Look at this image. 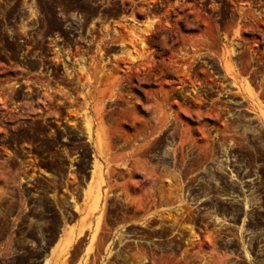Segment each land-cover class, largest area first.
I'll return each mask as SVG.
<instances>
[{"label": "rangeland", "instance_id": "1", "mask_svg": "<svg viewBox=\"0 0 264 264\" xmlns=\"http://www.w3.org/2000/svg\"><path fill=\"white\" fill-rule=\"evenodd\" d=\"M56 240L264 264V0H0V264Z\"/></svg>", "mask_w": 264, "mask_h": 264}, {"label": "crops", "instance_id": "2", "mask_svg": "<svg viewBox=\"0 0 264 264\" xmlns=\"http://www.w3.org/2000/svg\"><path fill=\"white\" fill-rule=\"evenodd\" d=\"M138 224L137 223V220H130L126 223V226H132V225H136ZM64 247L66 248V245L63 243V242H60V240H56L55 242H53V244H51L49 246V249H48V257H45L43 259V262L42 264H44L46 258H49L50 259V256L52 254V252L54 250H57L56 253L58 254L60 252V249ZM68 250H71V255H70V258L68 259V264H77V262L79 261L81 255L85 252V247L82 249L81 253H77L75 250L72 249L71 246H67ZM63 260V257H61V261Z\"/></svg>", "mask_w": 264, "mask_h": 264}, {"label": "flooded vegetation", "instance_id": "3", "mask_svg": "<svg viewBox=\"0 0 264 264\" xmlns=\"http://www.w3.org/2000/svg\"><path fill=\"white\" fill-rule=\"evenodd\" d=\"M177 233V231H172V234L169 235V236H166V237H153L152 239L155 240V241H162V240H165L167 238H177L179 239V236H175V234ZM145 242H150V241H147L145 240ZM253 259L256 261V262H259L260 260H262V262L264 263V258H255L253 257ZM239 260L241 261L242 264H244L245 262V258H239Z\"/></svg>", "mask_w": 264, "mask_h": 264}, {"label": "bare ground", "instance_id": "4", "mask_svg": "<svg viewBox=\"0 0 264 264\" xmlns=\"http://www.w3.org/2000/svg\"><path fill=\"white\" fill-rule=\"evenodd\" d=\"M153 22H154V20L153 19H151L150 21H147L146 22V25L149 27V29H151L152 27H153ZM133 58L135 59L136 57L135 56H133ZM81 230L77 233V234H75L74 236L72 235V237L70 238V240H69V243L70 242H72V240H75L76 239V237H78L80 234H81Z\"/></svg>", "mask_w": 264, "mask_h": 264}]
</instances>
